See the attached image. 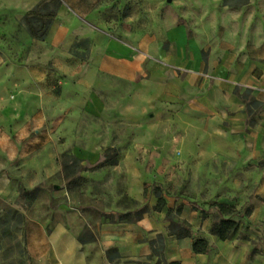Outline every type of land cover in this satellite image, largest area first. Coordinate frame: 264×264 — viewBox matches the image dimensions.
<instances>
[{"label": "crops", "instance_id": "1", "mask_svg": "<svg viewBox=\"0 0 264 264\" xmlns=\"http://www.w3.org/2000/svg\"><path fill=\"white\" fill-rule=\"evenodd\" d=\"M63 1L23 62L0 55V199L39 190L21 208L29 263L264 264L261 212L244 237L211 234L223 218L211 204L233 207L231 181L264 169V0L221 5L213 36L179 24L133 42L89 29ZM184 226L192 237L179 239ZM201 239L206 254L193 250Z\"/></svg>", "mask_w": 264, "mask_h": 264}, {"label": "rangeland", "instance_id": "2", "mask_svg": "<svg viewBox=\"0 0 264 264\" xmlns=\"http://www.w3.org/2000/svg\"><path fill=\"white\" fill-rule=\"evenodd\" d=\"M5 1L10 8L7 10L0 6V55L6 59L23 62L27 57V45L31 37L26 28L21 26L22 14L30 12L42 0ZM65 3L78 11L79 22L89 29H101L115 37L132 42L143 36L163 38L165 32L179 24L197 29L201 34L207 33L213 36L216 31L213 16L219 14L223 8L221 0H172L170 3L168 0H65ZM9 9L19 12V16L15 18L9 13ZM170 115L172 118L173 115L171 113ZM204 125L203 120H199L198 123L188 120L183 124L186 129L203 128ZM173 128L176 126L173 125ZM176 155L179 159L182 158L180 151H176ZM236 167H231V171L233 172ZM79 169H82L80 165L73 172ZM243 169H246V177L241 181L238 180L241 184L237 188L235 187L237 180L231 181L232 198L226 196L236 209L234 218L243 224L241 237H244L250 229L244 223L250 216L261 212L264 219V194L260 189L264 187V169L258 170L257 165L253 164H248ZM210 185L217 186L216 183ZM169 190L174 197H177L181 186L177 184ZM24 195L22 191L20 197L14 201L17 207L14 204L10 207L0 199L2 244L0 264H31L25 248V219L21 212V208H25L29 202ZM192 203L198 206L200 201ZM216 205L218 204L212 203L211 207L218 212ZM259 227L263 228L264 222L259 224Z\"/></svg>", "mask_w": 264, "mask_h": 264}, {"label": "trees", "instance_id": "3", "mask_svg": "<svg viewBox=\"0 0 264 264\" xmlns=\"http://www.w3.org/2000/svg\"><path fill=\"white\" fill-rule=\"evenodd\" d=\"M250 1L251 0H221V4L225 8L230 7L233 9H242L245 6H248ZM63 4V0H42L36 5L35 8L25 14L22 19L21 26L26 28L31 39L36 41H46V38L52 28V24L60 12ZM89 46V40H82V42L76 43L74 45L72 54L79 60L87 59L90 55ZM66 158V168L75 171L76 167L79 166L80 161L74 157L66 156ZM108 162L115 164L117 160L112 159ZM260 167H264V161L261 163ZM38 194L39 190H35L34 192H25L24 196L26 199H29V202H34L37 199ZM160 200L161 201L158 210L162 209L166 204L162 198H160ZM216 207L218 212L222 214L223 218L212 226L211 234L223 241L234 239L236 236L240 235L242 228L241 223L236 218H234L236 211L235 207L233 208L223 204L216 205ZM225 216H229V218ZM20 219L23 221V217L21 215ZM121 220L125 221L129 220V218L128 216H123L121 217ZM172 233L177 235L179 239L192 237V230L187 226H184L182 230L176 232L173 229ZM193 244V250L196 254H206L212 249L211 244L207 240H196L193 242ZM1 247L2 244L0 240V251L2 250Z\"/></svg>", "mask_w": 264, "mask_h": 264}, {"label": "water", "instance_id": "4", "mask_svg": "<svg viewBox=\"0 0 264 264\" xmlns=\"http://www.w3.org/2000/svg\"><path fill=\"white\" fill-rule=\"evenodd\" d=\"M168 2L170 3V2H172V0H168Z\"/></svg>", "mask_w": 264, "mask_h": 264}]
</instances>
